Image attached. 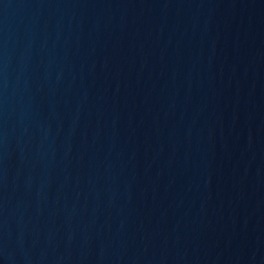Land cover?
<instances>
[{
	"label": "water",
	"instance_id": "95a60500",
	"mask_svg": "<svg viewBox=\"0 0 264 264\" xmlns=\"http://www.w3.org/2000/svg\"><path fill=\"white\" fill-rule=\"evenodd\" d=\"M0 264H264V0H0Z\"/></svg>",
	"mask_w": 264,
	"mask_h": 264
}]
</instances>
